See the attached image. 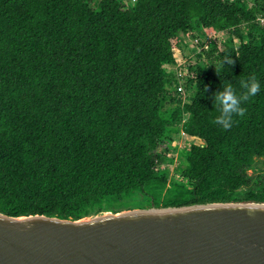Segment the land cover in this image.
Returning <instances> with one entry per match:
<instances>
[{
  "label": "trees",
  "instance_id": "obj_1",
  "mask_svg": "<svg viewBox=\"0 0 264 264\" xmlns=\"http://www.w3.org/2000/svg\"><path fill=\"white\" fill-rule=\"evenodd\" d=\"M248 2L0 0V212L78 220L137 195L139 208L264 203V0ZM208 30L229 32L223 47L168 71L181 35ZM250 76L261 90L245 115L214 123L211 93ZM179 129L203 143L170 181L159 146Z\"/></svg>",
  "mask_w": 264,
  "mask_h": 264
},
{
  "label": "water",
  "instance_id": "obj_2",
  "mask_svg": "<svg viewBox=\"0 0 264 264\" xmlns=\"http://www.w3.org/2000/svg\"><path fill=\"white\" fill-rule=\"evenodd\" d=\"M0 264H264V203L150 207L78 220L0 212Z\"/></svg>",
  "mask_w": 264,
  "mask_h": 264
},
{
  "label": "rangeland",
  "instance_id": "obj_3",
  "mask_svg": "<svg viewBox=\"0 0 264 264\" xmlns=\"http://www.w3.org/2000/svg\"><path fill=\"white\" fill-rule=\"evenodd\" d=\"M127 1V0H126ZM132 1V0H131ZM135 2V1H132ZM254 0H249L248 6L253 5ZM264 23V21H262ZM244 27V26H243ZM209 32L206 34V36H199L194 34H185L181 35V38H183L184 46L182 48L178 49V56L180 55V60L178 64L176 65H165L168 71H173L177 76L180 75H186L190 68H192L197 62L205 63L207 61V56L205 53H203L202 46L196 47V41L194 40L195 37H201L202 40H208L207 37L212 33L211 30H208ZM246 29H244V34L246 35ZM229 32L227 30H223L221 32H217L216 35L214 33L211 34V39L216 40L217 44L220 48L223 47V42L229 38ZM246 40V38L244 39ZM235 41L237 43H240V38L236 37ZM207 48V47H205ZM208 50V49H205ZM185 81L186 79H181L180 82L182 83L181 86L183 88L182 96L184 99L187 97V93L185 91ZM171 137L167 138L166 140H163L160 142L159 150L163 152L165 155L164 161L161 163V168L165 169L168 172L169 180L171 181L174 177L178 176V172L180 170V167L184 164L183 159L181 158L180 154L185 149H188L191 144H202L203 140L200 138L189 136L183 131L176 130L170 133ZM259 166H262L260 164ZM252 169L249 170L250 173H252ZM144 196L137 195L133 199H129V205H125L122 207H117L116 210H119V212H123L126 210H132V209H142L139 208V203L144 204ZM148 208V207H147ZM112 211L104 212V213H110ZM114 213V212H112ZM103 214V213H101ZM92 217V216H90ZM89 218V217H85Z\"/></svg>",
  "mask_w": 264,
  "mask_h": 264
},
{
  "label": "clouds",
  "instance_id": "obj_4",
  "mask_svg": "<svg viewBox=\"0 0 264 264\" xmlns=\"http://www.w3.org/2000/svg\"><path fill=\"white\" fill-rule=\"evenodd\" d=\"M235 63L230 55H225L218 63H213L218 75L226 66H232ZM240 88L242 91L237 92L231 83H220L219 88L211 93L214 105L218 108L219 115L216 116L214 123L228 129L232 126L233 117L245 115L246 109L243 103L254 97L260 90L261 84L255 76H250L247 80H241ZM205 89V93L207 92Z\"/></svg>",
  "mask_w": 264,
  "mask_h": 264
},
{
  "label": "built area",
  "instance_id": "obj_5",
  "mask_svg": "<svg viewBox=\"0 0 264 264\" xmlns=\"http://www.w3.org/2000/svg\"><path fill=\"white\" fill-rule=\"evenodd\" d=\"M127 1H131V0H127ZM132 1H136V0H132ZM132 1H131V3H132ZM260 20H261V22L262 21H264V18H260ZM263 23V22H262ZM264 24V23H263ZM212 33H214L215 35H216V33H217V31H214V30H212L211 31ZM219 32H221V31H219ZM211 33V34H212ZM211 34L207 37V41L206 40H202V38L201 37H195L194 38V40L196 41V47H199V46H202V47H207V48H203V50H205V49H208L209 48V46H210V42H211V40H213V39H211ZM199 45V46H198ZM180 91H183V88H182V86H179V88H178Z\"/></svg>",
  "mask_w": 264,
  "mask_h": 264
}]
</instances>
